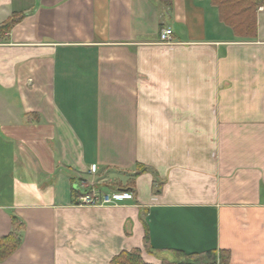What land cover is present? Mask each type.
I'll list each match as a JSON object with an SVG mask.
<instances>
[{
    "label": "crops",
    "instance_id": "1",
    "mask_svg": "<svg viewBox=\"0 0 264 264\" xmlns=\"http://www.w3.org/2000/svg\"><path fill=\"white\" fill-rule=\"evenodd\" d=\"M12 15L0 238L15 217L20 244L0 264H110L133 249L148 264L175 250L264 264V6L253 38L210 0H0V24ZM118 185L133 201L75 204Z\"/></svg>",
    "mask_w": 264,
    "mask_h": 264
},
{
    "label": "trees",
    "instance_id": "2",
    "mask_svg": "<svg viewBox=\"0 0 264 264\" xmlns=\"http://www.w3.org/2000/svg\"><path fill=\"white\" fill-rule=\"evenodd\" d=\"M165 5H170L171 0H160ZM219 13V19L230 27L233 33L242 38H253L256 34V14L260 7L264 6V0H210ZM20 16L12 15L8 20L0 24V37L9 33L14 24L19 22ZM146 167L137 166L136 175L147 172ZM117 190L132 191L131 185L122 187L118 185ZM77 196L76 192H73ZM14 229L6 237L0 238V262L7 259L19 246L20 224L13 217ZM144 250L151 251L148 245L147 231L144 237ZM141 250L133 249L123 251L115 256L110 264H148L142 260ZM175 259L172 262L164 261L162 264H226L229 260L227 251L210 250L202 253L187 254L182 251H173Z\"/></svg>",
    "mask_w": 264,
    "mask_h": 264
},
{
    "label": "built area",
    "instance_id": "3",
    "mask_svg": "<svg viewBox=\"0 0 264 264\" xmlns=\"http://www.w3.org/2000/svg\"><path fill=\"white\" fill-rule=\"evenodd\" d=\"M171 34L172 32L170 29L161 31L159 34V42L161 44H171ZM133 199L134 194L132 191L116 190L105 193L93 187L89 193L79 196L75 204L79 206H110L133 201Z\"/></svg>",
    "mask_w": 264,
    "mask_h": 264
}]
</instances>
